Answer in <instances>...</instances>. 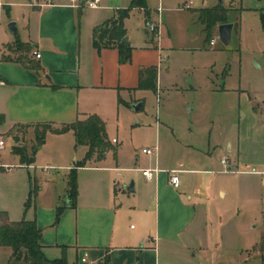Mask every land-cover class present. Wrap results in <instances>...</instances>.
<instances>
[{
    "label": "crops",
    "instance_id": "0c3cea01",
    "mask_svg": "<svg viewBox=\"0 0 264 264\" xmlns=\"http://www.w3.org/2000/svg\"><path fill=\"white\" fill-rule=\"evenodd\" d=\"M28 1L4 4L0 0L1 133L11 135L14 145L23 147L30 155L36 144L43 148L53 136L67 133L74 136L73 131L47 132L44 141L38 144L35 131L43 124L59 128L76 119L97 115L104 122L113 147L102 156L94 154L88 164L76 168L74 200L69 199L67 191L69 174L75 164H47L39 159L37 162V158L28 163L19 158L17 168L25 169L27 175H24L15 174L16 166L5 169L3 164L13 163L0 159V171L12 185V190L4 193L0 201V211L11 221L23 217L34 219L41 230L39 242L50 259L57 258L51 255L74 253L73 264H103L106 259L108 264H159L160 245L184 246L182 236L195 222L199 197L188 194L185 198L190 187L181 181L180 174L210 171L206 168V155L202 154L204 148L175 138L170 149L184 152L185 158L164 159L156 142L152 146L157 147L155 154L142 152L151 158L134 157L130 161L118 139L113 141L110 127L119 126L121 117L134 110L133 103L142 102V109L144 92H153L159 102L163 89L159 71L162 61L172 50L185 49L187 43L200 44L205 23L199 10L216 5L199 8L192 14L184 11L193 9L191 5L169 9L165 15L160 5L164 0L156 8H149L148 0H144L143 7L132 8L123 19L131 52L130 59L121 63L116 46L94 47L93 33L132 0H98L96 7L85 5L86 0H50L46 4H43L46 0ZM16 7L23 10L16 11ZM10 21L16 23L17 35L8 29ZM192 23L199 24L198 32L189 31ZM150 24L155 26L154 31L147 29ZM217 26L211 31V39L217 33ZM237 29L238 25H233L231 42L233 38L238 40ZM22 44L29 49L26 51ZM34 52L40 57L36 58ZM149 66L157 67L154 91L138 88L139 71ZM165 83L166 90L178 86L176 79ZM188 85L186 89L193 93L201 90L198 82ZM229 90L237 95L242 130L234 141L236 148L227 138L215 140L222 150L220 160L225 157L227 161L228 171L223 172L236 171L233 167L253 166L246 173L254 172L264 179V93L240 86ZM156 126H160L158 122ZM189 127L186 130L190 135ZM24 135L28 136L27 143L21 138ZM81 146L87 150L85 145ZM109 151L112 161L105 163ZM57 152L63 156V149ZM155 167L159 171L151 180L139 171ZM172 169L179 170L178 186L169 182ZM34 187L36 191L26 207L29 191ZM132 218L138 221V228L127 226V220ZM0 264H11V251L7 247H0Z\"/></svg>",
    "mask_w": 264,
    "mask_h": 264
},
{
    "label": "rangeland",
    "instance_id": "374dc122",
    "mask_svg": "<svg viewBox=\"0 0 264 264\" xmlns=\"http://www.w3.org/2000/svg\"><path fill=\"white\" fill-rule=\"evenodd\" d=\"M18 1L29 3L28 0H2L4 4ZM159 1L148 0V7L156 8ZM185 1H191L193 7L184 10L189 14L212 4L230 7L227 15L229 20L237 22L238 40L233 38L228 46H224L216 33L211 45L212 34L207 38V32L203 31L199 45L198 41H193L187 43L185 49L169 52L159 69L163 88L159 102L153 92H144L142 109L128 111L126 116L121 117L118 127L116 124L110 127L111 136L122 144L123 152L130 161L134 157L151 158L145 156L142 149L151 148L156 142L158 153L164 159L185 158L184 152L177 149L171 151V141L175 138L204 148L202 154L206 155V168L210 171L180 174L181 181L190 187V191L184 194L185 198L189 195L199 197L195 222L182 236L184 246L160 245L159 264H264V180L254 172L246 173L253 166L243 165L233 167L236 171L232 173L223 172L228 166L220 163L222 150L215 141L227 138L236 148L234 141L242 130L238 122L237 95L229 89L240 86L264 93V0H164L160 5L166 15L169 9H184ZM15 9L23 10L21 7ZM198 28V23H192L189 31L198 32ZM174 79L178 82L177 88L166 90L165 81ZM197 82L200 91L193 93L186 89L188 84ZM189 107L193 109L188 110ZM187 125L192 130L190 135ZM22 128L19 130L24 131ZM1 131L5 146L0 150V159L12 162L16 166L15 174L27 175L25 169L17 168L20 157L13 151L14 138ZM21 138L28 142L27 135ZM35 146L34 160L37 158V162L39 159L47 164H75L83 159L86 150L76 144L71 133L53 136L43 148ZM112 147L110 142V151ZM61 149L63 156L57 152ZM110 151L105 163L112 161ZM233 155H237L236 149ZM254 168L260 170L261 167ZM8 179L0 171L1 202L4 193L12 190ZM128 225L139 226L136 218L127 220ZM51 256L61 257L62 254ZM66 260L68 264L75 263V254L70 253Z\"/></svg>",
    "mask_w": 264,
    "mask_h": 264
},
{
    "label": "trees",
    "instance_id": "16d2710c",
    "mask_svg": "<svg viewBox=\"0 0 264 264\" xmlns=\"http://www.w3.org/2000/svg\"><path fill=\"white\" fill-rule=\"evenodd\" d=\"M143 6L144 0H132L128 7L118 10L115 17L107 20L101 27L95 29L93 33L94 47L99 49L102 46H116L119 51V61L121 63L127 62L130 59L131 49L127 44L122 42V38L126 34L123 27V19L132 8ZM199 12L200 17L205 23L207 38H209L212 29L217 24L230 22L227 15L228 9L221 5L200 9ZM262 21L264 23V18ZM233 25L236 27L237 22H234ZM16 44H19L18 40ZM21 46L26 51L29 49L23 44ZM17 60L22 62L21 57H18ZM156 79V66L143 67L139 71L138 88L154 91ZM67 131H73L77 145H85L87 147L85 156L81 161L75 163L68 178V197L70 200H74L77 195L76 168L83 166L94 154L102 156L110 148V142L107 138L104 122L97 115H89L82 120L76 119L70 123L61 125L59 128H54L50 124H43L40 130L35 131V140L36 143L41 144L47 132L60 134ZM13 148L14 153L20 157L21 161L28 163L33 159V153L36 150L34 147L31 151L32 154L29 155L21 146L16 145ZM35 191V187L30 189L26 207L29 206ZM40 236L41 230L37 227L34 219L28 220L23 217L20 220L11 221L4 211H0V247L10 249L11 264H25L26 262L29 264H68L65 254L53 259L48 258L44 254L43 247L39 242ZM103 264H108L107 259Z\"/></svg>",
    "mask_w": 264,
    "mask_h": 264
},
{
    "label": "built area",
    "instance_id": "2783aa9c",
    "mask_svg": "<svg viewBox=\"0 0 264 264\" xmlns=\"http://www.w3.org/2000/svg\"><path fill=\"white\" fill-rule=\"evenodd\" d=\"M46 3H50V0H46L43 4H46ZM97 3H98V0H86L85 1V5H87L88 7H96ZM190 5H191V1L185 3L184 7L188 8V7H190ZM148 29L150 31H154L155 26L153 24H150ZM210 44L211 45L214 44V38H212L210 40ZM34 55H35L36 58L40 57V54H38L36 52H34ZM113 141H115V140L113 139ZM4 146H5V142H4V140L2 139V137L0 135V149H3ZM156 149H157V147L143 148L142 152L145 153V154H148V155H153V154L156 153ZM221 163L222 164H226V159L222 158L221 159ZM2 166L5 169H7V170H11L14 167V165H8V164H3ZM139 171L141 172L142 176L145 179L151 180V179H153L156 176V174L159 171V169L156 168V167L155 168H141V169H139ZM225 171H228L227 168H225ZM178 172H179V170H176V169H172V170L169 171V174H170L169 182L172 185H174V186H178V184H179V177L177 175ZM262 174L264 176V171L262 172ZM85 256H86V254L84 255V257L81 258L82 261H85Z\"/></svg>",
    "mask_w": 264,
    "mask_h": 264
},
{
    "label": "water",
    "instance_id": "95a60500",
    "mask_svg": "<svg viewBox=\"0 0 264 264\" xmlns=\"http://www.w3.org/2000/svg\"><path fill=\"white\" fill-rule=\"evenodd\" d=\"M221 1V0H219ZM85 2V1H83ZM8 29L10 32L14 35H17V30H16V23L14 21H10L7 24ZM232 29H233V23L232 22H226V23H220L217 26V33H218V38L222 45L228 46L231 43V36H232ZM122 42L125 44H128V38L124 36L122 38ZM142 106V102H137L133 103L132 107L135 111H138ZM130 190H132V187H129Z\"/></svg>",
    "mask_w": 264,
    "mask_h": 264
}]
</instances>
